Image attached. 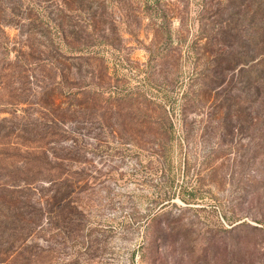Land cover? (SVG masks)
I'll return each instance as SVG.
<instances>
[{"label":"rangeland","instance_id":"374dc122","mask_svg":"<svg viewBox=\"0 0 264 264\" xmlns=\"http://www.w3.org/2000/svg\"><path fill=\"white\" fill-rule=\"evenodd\" d=\"M262 0H0V264H264Z\"/></svg>","mask_w":264,"mask_h":264},{"label":"trees","instance_id":"16d2710c","mask_svg":"<svg viewBox=\"0 0 264 264\" xmlns=\"http://www.w3.org/2000/svg\"><path fill=\"white\" fill-rule=\"evenodd\" d=\"M262 5V7H254L253 11H252V14L253 13H256L257 10H261L262 8V11H264V0H262V3H259V6Z\"/></svg>","mask_w":264,"mask_h":264}]
</instances>
